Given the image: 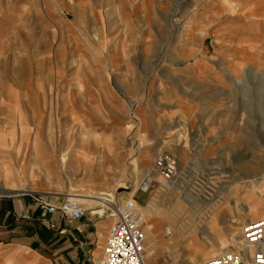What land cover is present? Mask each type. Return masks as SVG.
<instances>
[{
	"label": "rangeland",
	"instance_id": "rangeland-1",
	"mask_svg": "<svg viewBox=\"0 0 264 264\" xmlns=\"http://www.w3.org/2000/svg\"><path fill=\"white\" fill-rule=\"evenodd\" d=\"M0 1L4 2L0 4V11L4 12L6 0ZM10 2V8L17 11L20 19L21 8L25 10L21 4L27 2ZM28 2L29 20L34 23L39 9H43L42 0ZM159 6L160 12L154 14V20L147 22L142 30L140 45L135 46L136 53L108 55L110 61L116 57L132 63L141 62L140 71L103 72L107 80L110 78L115 82L112 84L114 89L124 90L125 98L103 100L98 95L97 100L78 101L75 115H70L69 103L54 98L60 88L56 83L63 72L54 53V39L39 36L33 28L27 35L19 27L13 46L0 52V79L10 83L4 94L12 107L9 117L14 148L12 179L21 178L18 171L21 164L20 127L26 120L22 83L26 80L30 94V190L24 193L25 199L31 200L29 192L49 194L55 203L68 193L96 194L120 203L132 199L145 223L149 263L203 264L225 252L243 251L244 263L249 264V253L242 244L233 245L231 239L242 233L246 223L264 219V0H227L226 3L222 0H165ZM134 38H122L120 41L124 45L121 48H132L130 42H139ZM133 73L136 76L140 73L139 97L137 86L125 89L113 80V75L128 79ZM134 89L137 99L132 103L129 92ZM78 97L83 96L79 94ZM137 109L139 118L132 116ZM70 126H76L77 133L71 132ZM96 135H100L102 143H116L119 147L95 149L93 169L89 175H83V171L76 170L82 169V165L74 167L70 164L71 154L75 153L74 143L93 141ZM145 146L150 148L151 156L143 152L142 157L147 154L151 165L161 153H170L177 158L179 169L173 184L186 177L192 184L206 185L208 178H214L207 191L215 196L213 205L200 209L198 215L196 208L186 203L184 208H177L186 194L185 187L183 191L165 190V197L160 202L165 220L157 226L155 239H148L151 227L147 226L153 224L144 210L147 202L156 195L155 182L152 179L154 189L140 192L138 184L151 178L141 177V169L134 164ZM167 146L177 152L163 148ZM115 153L125 157L121 163L124 180L117 179L120 171L113 157ZM64 155L69 159L62 166L60 159ZM105 172L113 174L114 181L110 182L108 190H99L95 187L100 185ZM249 183L255 186L253 190L246 185ZM235 189L239 192L235 193ZM259 191L258 198L254 193ZM227 198H231V203L210 213L217 200ZM243 200L251 202L255 210H248V207L241 210L236 201L241 203ZM82 205L92 219L91 213L98 207ZM209 213L210 220L217 218L215 225L220 231L214 235L195 232ZM103 220L105 216L96 219L95 223ZM172 224L176 227L182 224L184 230L198 233L200 242L194 247H199V260L192 257L191 249L183 247L182 241H169L171 235H165V228L173 233ZM15 225L13 236L24 237V240H33L35 232L42 234L45 231L36 221L19 220ZM28 248L19 252L13 250L0 264H48L34 262L32 256L37 253Z\"/></svg>",
	"mask_w": 264,
	"mask_h": 264
},
{
	"label": "crops",
	"instance_id": "crops-1",
	"mask_svg": "<svg viewBox=\"0 0 264 264\" xmlns=\"http://www.w3.org/2000/svg\"><path fill=\"white\" fill-rule=\"evenodd\" d=\"M6 1L5 9H2L4 12L0 11V52L4 48L13 46V39L20 26L27 35L33 28L39 36L48 40L53 38L54 53L58 56L61 71H63L56 83L60 88L59 92L55 93L54 98L58 102L69 103L70 115H75L78 101L97 100L98 95L102 96L103 100L116 101L121 97L125 98L124 90L114 89L115 82L111 81L110 78L107 80L103 72L122 69L140 71L142 69L141 62L132 63L123 61L124 59L119 60L116 57L110 61L108 55L123 52L127 54L136 53L135 46L140 45L142 30L146 28L145 24L154 20L153 15L160 12L159 5H162L165 0H42L43 9H39L34 23L29 20L30 4L28 0H25L27 4L24 2L21 4L25 10L21 8L20 19L17 17V11L12 7L10 8L12 6L11 0ZM222 1L227 2V0ZM3 3L0 1V4ZM126 37H135L134 39H138L139 42L135 44L132 41L129 44V46L133 45L132 48L123 50L121 46L124 44L120 40ZM138 53H141V50ZM95 55L96 58H93ZM95 59L96 61H94ZM132 76L125 79L122 75L117 74L113 75V80L115 79L116 84L125 89L130 86H137V97H139L141 95L140 73L137 76L136 73H133ZM9 84L7 80L0 79V261L7 259L13 250L19 252L23 248L30 247L28 250L37 253L32 256L34 262L91 264V261L102 257L112 218L107 219L110 216H105V220L95 223L96 219L101 220L104 217L97 210L91 213L93 220L87 213L82 220L74 222V225H67L66 221L56 215L58 217L55 218L54 216L52 220L57 225L58 231L49 230L39 222L37 207L33 205L30 199L24 198V193L30 190L29 84L26 80L22 83L23 100L26 102V120L20 127L22 142L20 145L21 164L18 171L21 178L17 180L12 179L14 148L13 139L10 135L13 128L9 125L12 107L8 104L4 94ZM79 94L83 97L79 98ZM129 98L132 103L136 101L135 89L132 93L129 92ZM132 116L139 118V110L132 112ZM141 128H143L142 123ZM70 130L77 133L76 126H70ZM100 138V135H96L93 141L74 143L75 153L71 154L70 164L74 167L82 165V169L78 167L76 170L83 171V175H89L93 169L95 149L108 150L119 147V144L116 143H102L99 141ZM163 148L167 151L177 152L172 146ZM143 152H147L151 156L150 148L145 146L134 164L142 171L147 172L142 163ZM113 157H115V164L120 171L118 176L121 179H117L118 181L124 180L125 173L123 175V164L121 163H124L122 160L125 157L116 153ZM68 159L69 157L67 158L65 155L60 159L62 166L67 163ZM112 175L105 172L102 182L95 188L108 190L110 182L114 181ZM74 195L84 198L83 200L89 201V205H95L98 208L100 206L97 205V200H112L90 193ZM19 220L39 222L45 231L42 234L35 232L33 240L15 237L13 232L16 227L15 224ZM62 230L64 233H60Z\"/></svg>",
	"mask_w": 264,
	"mask_h": 264
},
{
	"label": "built area",
	"instance_id": "built-area-1",
	"mask_svg": "<svg viewBox=\"0 0 264 264\" xmlns=\"http://www.w3.org/2000/svg\"><path fill=\"white\" fill-rule=\"evenodd\" d=\"M178 168V160L172 154L161 153L153 160V170L165 183L175 179ZM151 189H154V183L150 179H145L138 185V190L142 193H147ZM28 195L39 211V222L49 230L58 231L57 225L52 220L56 215L67 223L80 221L87 215L83 205L67 195L57 203L53 202L49 194L29 192ZM103 207L104 216L111 215L112 224L103 247L102 257L91 261V264H166L147 262L144 221L132 199L121 203L108 201ZM169 231L168 228L165 229L168 235ZM242 238L245 247L252 249L250 264H264V219L246 223L242 229ZM203 264L245 263L241 252H225Z\"/></svg>",
	"mask_w": 264,
	"mask_h": 264
},
{
	"label": "bare ground",
	"instance_id": "bare-ground-1",
	"mask_svg": "<svg viewBox=\"0 0 264 264\" xmlns=\"http://www.w3.org/2000/svg\"><path fill=\"white\" fill-rule=\"evenodd\" d=\"M143 160L142 161L145 164L144 166L147 169V172H144L141 170V177H150L151 178L150 180L153 179L155 182V186H156L155 187L156 188V195L154 194L151 197V199L147 202V206L144 208V210L146 211L145 214L147 215V218H149L153 224V225L147 226L149 228L151 227L150 232H148L149 233L148 239H150L151 237L153 239H155L156 234H157L156 232L158 231V229H156L157 226H159V224L165 220V215L160 211L161 210L160 202H161V198L165 197V194H166L165 190H167V192H168V191H172V190H176V189H182V191H183L184 190L183 188L185 187L184 192H186V194H185L184 198L181 200V202L178 204L177 208H181V209L184 208L185 207L184 203H186L190 206H193V208H196L195 211H196L197 215L199 214L200 209H205V207H208L209 205L210 206L213 205V200H214L213 198L215 196L213 197V195H211V193H208L207 191L210 189L209 183H213L214 178H211V177H210V179L208 178V180H206V185L205 184L204 185L192 184L191 180H189L186 177L182 178L181 180L179 179L180 181L178 184L177 183L173 184L174 182L165 183L163 181V179L155 171H153V169H152L153 166L147 160V154H145L143 156ZM157 175L161 178V180H159ZM211 175H214V174H211ZM246 185L248 186V188L250 190H253V188L255 187L253 184H250V185L246 184ZM212 189L210 190V192H212ZM234 192L238 193L239 190L235 189ZM213 193H215V190L213 191ZM260 193H261V191L255 192L254 195L258 196ZM66 195L71 197V198L77 199L80 204H89V201H85V200H83L84 198L76 196L72 193H68ZM258 198H259V196H258ZM230 200H231V198H227L226 200H222V201L217 200L216 201L217 204H214L213 211L210 213L211 214L214 213V211H216V209L223 204L231 203ZM111 201H113V200H111ZM263 201L261 200L260 202H263ZM107 202H108V200H105V199L97 200V205L100 206L99 211H100L101 215L105 214V212H104L105 208L103 206ZM236 203L241 205V207H242L241 210L243 209V207H248V210H253V211L255 210V208L251 205V202H248L247 200H243L241 203H239V201H236ZM210 213L205 218H203L204 224L198 225L195 228V232H201L202 235H207V233H209L210 235H214L215 233H218L220 231V229L217 228V225H215V223H216L215 220L217 218L210 220V215H211ZM106 216H111V215L106 214ZM166 219H168V218L166 217ZM178 225H179L178 227H176L174 224L171 225L173 233H176L175 235H173V233H171V231H169V235L167 234V232H165V235H167V236L171 235V239L169 241H175V240L182 241L183 247L185 246V247L191 249L193 252L192 257L199 260L200 259L199 247L198 248L194 247L195 245H197V243L200 242V240L198 238V236H199L198 233L188 232V230H184L185 227L182 224H178ZM239 225L240 224L236 225V227H238ZM166 228H168V227H166ZM143 230H144V228H143ZM145 237H146V235H145ZM231 240H232L231 242L233 245L242 244L243 249H245L249 253V255L247 256V261L250 264L252 249L245 247L244 241L242 238V233H240L239 236L237 234L233 235ZM151 244L153 245V242H151ZM183 253L184 252H182V254ZM242 253H243V251L241 252V254ZM245 258H246V256H245ZM189 264H195V263L192 262Z\"/></svg>",
	"mask_w": 264,
	"mask_h": 264
}]
</instances>
